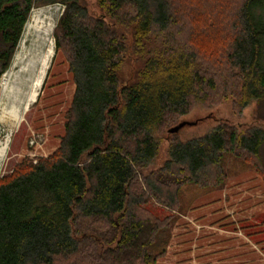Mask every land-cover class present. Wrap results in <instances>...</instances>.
Masks as SVG:
<instances>
[{"label": "trees", "instance_id": "trees-1", "mask_svg": "<svg viewBox=\"0 0 264 264\" xmlns=\"http://www.w3.org/2000/svg\"><path fill=\"white\" fill-rule=\"evenodd\" d=\"M98 2L104 17L83 0H0V73L10 68L32 9L60 3L56 52L66 55L75 84L57 149L0 177V264H155L149 249L158 223L136 213L145 190L170 203L185 182L217 185L225 152L248 157L264 174V131L241 134L224 121L202 137L171 140L164 163L146 173L160 155L154 132L177 125L216 80L180 44L171 0ZM263 8L264 0L243 1L228 54L248 96L264 88ZM154 31L165 34L161 44ZM128 55L141 67L123 80Z\"/></svg>", "mask_w": 264, "mask_h": 264}, {"label": "rangeland", "instance_id": "rangeland-1", "mask_svg": "<svg viewBox=\"0 0 264 264\" xmlns=\"http://www.w3.org/2000/svg\"><path fill=\"white\" fill-rule=\"evenodd\" d=\"M243 1L171 0L177 19L174 29L180 44L196 51L198 64L207 76L216 80V89L208 91L206 97L200 94L193 97L190 110L176 123L195 124H188L176 133H169L170 127L154 132L161 143L160 155L146 170L147 174L164 163L171 140L202 137L223 121L241 134L256 128L264 131V88L259 85L258 97L246 95L247 80L240 75V69L228 62L231 44L240 30L238 18ZM83 3L92 15H107L98 0H83ZM63 10L60 3L34 7L10 68L0 73V146L8 141L6 152L0 156V177L10 175L25 159L35 163L39 158L48 157L65 133L64 124L75 84L66 55L56 52L55 31ZM261 11L264 13V8ZM106 18L110 20L109 16ZM37 23L52 24L55 53L37 99L23 113L19 124L12 126L5 111L11 107L13 99L10 91L4 93L3 80L9 77L10 85L14 83L22 65L24 46H29L40 33ZM126 31L132 37L131 30ZM156 33L154 31L152 39L159 37L156 42L161 44L165 34ZM261 54L260 62L264 64L263 46ZM140 64L135 56L128 55L121 78H135ZM252 77L248 79L251 88ZM247 91H250L249 85ZM245 100L248 105L244 107ZM259 157L264 164V143ZM222 170L225 177L217 185L181 184L176 199L170 203L160 201L157 195L144 189L148 197L136 208V213L142 218L153 216L158 223L149 249L156 257L155 264H264V174L248 157L230 152L224 154ZM139 183L142 186V181ZM98 262L94 260V264ZM82 264H86L85 261Z\"/></svg>", "mask_w": 264, "mask_h": 264}, {"label": "bare ground", "instance_id": "bare-ground-1", "mask_svg": "<svg viewBox=\"0 0 264 264\" xmlns=\"http://www.w3.org/2000/svg\"><path fill=\"white\" fill-rule=\"evenodd\" d=\"M51 26L52 24L41 26L37 23L36 28L40 33H36L38 35L34 37L35 39L29 46H24L23 56L21 57L22 65L15 75L14 83L10 85L9 77L3 80L4 93L7 90L10 91L13 99L11 107L5 111L6 118L12 126L19 124L22 120L23 113L37 99L39 90L45 80L55 53V44L52 38L53 26ZM7 146L8 141L0 146V156L4 155Z\"/></svg>", "mask_w": 264, "mask_h": 264}, {"label": "water", "instance_id": "water-1", "mask_svg": "<svg viewBox=\"0 0 264 264\" xmlns=\"http://www.w3.org/2000/svg\"><path fill=\"white\" fill-rule=\"evenodd\" d=\"M188 124H195V122H188V121H182L180 123H178L177 125L169 128L168 132L169 133H176L178 132L181 128H183L184 126L188 125Z\"/></svg>", "mask_w": 264, "mask_h": 264}]
</instances>
